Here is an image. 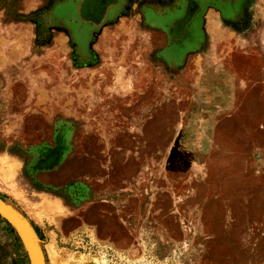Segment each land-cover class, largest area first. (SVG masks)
<instances>
[{
    "label": "rangeland",
    "instance_id": "374dc122",
    "mask_svg": "<svg viewBox=\"0 0 264 264\" xmlns=\"http://www.w3.org/2000/svg\"><path fill=\"white\" fill-rule=\"evenodd\" d=\"M107 1L93 25L0 0V196L46 264H245L229 219L264 171V0L186 27L185 0ZM8 223L0 264H31Z\"/></svg>",
    "mask_w": 264,
    "mask_h": 264
},
{
    "label": "crops",
    "instance_id": "0c3cea01",
    "mask_svg": "<svg viewBox=\"0 0 264 264\" xmlns=\"http://www.w3.org/2000/svg\"><path fill=\"white\" fill-rule=\"evenodd\" d=\"M84 0H57V8L54 12L57 13L59 9L68 11L70 8L74 10L75 19L82 23L88 22L97 25L95 17L97 12L88 11L83 4ZM89 2L99 3L101 0H88ZM187 3L185 16L176 20L175 23L187 21L185 27L190 24L191 20L199 12V20L201 24L204 22L209 11H213L215 15L217 12L222 19L233 20L245 9L246 3L256 0H185ZM156 4L147 9L152 13V10H159V7L173 6L175 0H155ZM107 9L115 5L113 0L107 1ZM119 7L127 4V0H119ZM92 9V8H91ZM90 9V10H91ZM105 15V18H106ZM231 15V17H229ZM115 16V15H114ZM184 45L182 46L183 49ZM230 224L233 226L246 227L237 240V245L232 248L238 252L245 253V264H264V171L262 179H255L251 181L247 187L246 193L238 197L231 203ZM252 227V228H250ZM239 258L240 254L238 253Z\"/></svg>",
    "mask_w": 264,
    "mask_h": 264
},
{
    "label": "water",
    "instance_id": "95a60500",
    "mask_svg": "<svg viewBox=\"0 0 264 264\" xmlns=\"http://www.w3.org/2000/svg\"><path fill=\"white\" fill-rule=\"evenodd\" d=\"M6 203L7 202L0 196V215L8 219L17 229L27 249L31 264H46L41 256L39 247L34 242L29 224L20 214L13 210L11 206L9 207Z\"/></svg>",
    "mask_w": 264,
    "mask_h": 264
},
{
    "label": "trees",
    "instance_id": "16d2710c",
    "mask_svg": "<svg viewBox=\"0 0 264 264\" xmlns=\"http://www.w3.org/2000/svg\"><path fill=\"white\" fill-rule=\"evenodd\" d=\"M103 3V0H101V3L99 2V3H95L94 5H93V3H91V2H89L88 0H84L83 2H82V4L87 8V9H89L88 11H92V12H97L96 13V15L97 14H99V7L101 8V4ZM102 7H103V5H102ZM92 8V9H91ZM91 9V10H90ZM99 11V12H98ZM98 17H100V15H98ZM8 225L10 226V228H11V230H14L11 226V224L10 223H8Z\"/></svg>",
    "mask_w": 264,
    "mask_h": 264
},
{
    "label": "bare ground",
    "instance_id": "6f19581e",
    "mask_svg": "<svg viewBox=\"0 0 264 264\" xmlns=\"http://www.w3.org/2000/svg\"><path fill=\"white\" fill-rule=\"evenodd\" d=\"M8 206H9V204L8 203H6ZM10 207V206H9Z\"/></svg>",
    "mask_w": 264,
    "mask_h": 264
},
{
    "label": "flooded vegetation",
    "instance_id": "af4514ba",
    "mask_svg": "<svg viewBox=\"0 0 264 264\" xmlns=\"http://www.w3.org/2000/svg\"><path fill=\"white\" fill-rule=\"evenodd\" d=\"M99 12V11H98Z\"/></svg>",
    "mask_w": 264,
    "mask_h": 264
}]
</instances>
